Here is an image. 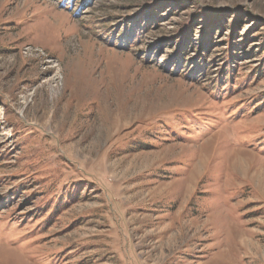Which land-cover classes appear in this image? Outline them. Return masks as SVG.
I'll return each mask as SVG.
<instances>
[{"label":"rangeland","instance_id":"374dc122","mask_svg":"<svg viewBox=\"0 0 264 264\" xmlns=\"http://www.w3.org/2000/svg\"><path fill=\"white\" fill-rule=\"evenodd\" d=\"M0 264H264V0H0Z\"/></svg>","mask_w":264,"mask_h":264}]
</instances>
